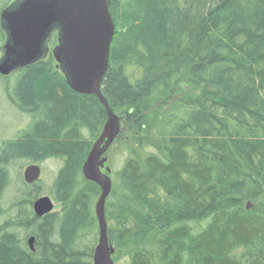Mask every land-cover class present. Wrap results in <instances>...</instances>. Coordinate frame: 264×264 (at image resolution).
<instances>
[{
	"label": "trees",
	"instance_id": "trees-1",
	"mask_svg": "<svg viewBox=\"0 0 264 264\" xmlns=\"http://www.w3.org/2000/svg\"><path fill=\"white\" fill-rule=\"evenodd\" d=\"M13 1L0 0L1 41ZM107 1L102 91L135 145L111 148L115 264H264V0ZM0 101L28 119L0 135V264H93L101 190L83 165L106 107L53 56L0 75ZM158 118L159 141L145 143ZM19 160L61 163L48 190L60 210L35 215L43 190L12 173Z\"/></svg>",
	"mask_w": 264,
	"mask_h": 264
},
{
	"label": "water",
	"instance_id": "water-1",
	"mask_svg": "<svg viewBox=\"0 0 264 264\" xmlns=\"http://www.w3.org/2000/svg\"><path fill=\"white\" fill-rule=\"evenodd\" d=\"M7 36L6 54L0 60V75L7 76L27 67L44 56V46L54 29L60 37L54 47V60L64 68L71 88L82 94L95 95L106 107L107 122L83 165V174L101 190L95 212L99 223V242L93 264H115V248L108 236L106 200L113 182L107 153L121 133V117L108 104L102 81L109 67L115 23L107 0H20L12 9L2 12ZM42 174L39 164H30L23 176L27 183H36ZM54 200L43 195L33 202L37 217L54 210ZM248 206L250 204L248 203ZM35 237L28 239L34 250Z\"/></svg>",
	"mask_w": 264,
	"mask_h": 264
},
{
	"label": "rangeland",
	"instance_id": "rangeland-1",
	"mask_svg": "<svg viewBox=\"0 0 264 264\" xmlns=\"http://www.w3.org/2000/svg\"><path fill=\"white\" fill-rule=\"evenodd\" d=\"M7 0H2V2H6ZM20 0H14L8 8H13ZM60 34L58 29H54L51 33V35L49 36L48 40L45 43V47H44V57L43 58H47L49 56H53L52 55V51L54 49V47L58 44V40H59ZM6 44H7V37L5 38L4 41L0 40V60H2L6 54ZM55 61V60H54ZM55 64L57 65L59 71H61L62 73H64V75H66L64 68L61 64H58L55 61ZM1 101H0V135L3 138H9V137H13L16 136V133H20L21 130H23L24 128H26L28 119L25 115L19 113V111H14L13 109H11L10 107L5 108V105L2 104L1 105ZM162 107H159V109L161 110L160 112L163 113L164 110H166L168 108V106H164L162 109ZM6 109L8 110V113L5 114ZM163 126L162 121L158 118L157 121L154 122V130L151 132V136L144 138V142L146 143H150L153 144L154 142L157 143V141H159L157 135L159 134V132L161 131V126ZM121 133L118 137V139H120V142L117 146H123L125 144H127L126 146H135L134 145V141H132V131L130 130V127L128 124H126L125 119L123 117H121ZM115 146V145H114ZM114 146H112L111 148H113ZM108 151L107 156L109 158V161H107L105 168L103 169L105 171L107 166L111 167V164L109 163L112 159V156L116 155L115 154V150L112 149ZM117 157V156H116ZM115 157V158H116ZM118 158L115 159V161H117ZM22 165L23 168L20 166ZM29 165V163L27 161H22L19 160L17 162L14 163L13 167L11 168L12 173L15 174L16 171L22 170L24 171V169ZM41 169H42V174L40 177V185L42 188V192L40 193V196L43 195H48L52 198V196L48 193L49 191V187L51 186L53 179L57 173V171L59 170L61 163L59 161L56 160H48L47 162H45L44 164L40 165ZM37 181V182H38ZM53 199V198H52ZM54 200V199H53ZM55 203L54 206V210L53 212H56L58 210H60L61 205ZM252 205H250L251 207Z\"/></svg>",
	"mask_w": 264,
	"mask_h": 264
},
{
	"label": "flooded vegetation",
	"instance_id": "flooded-vegetation-1",
	"mask_svg": "<svg viewBox=\"0 0 264 264\" xmlns=\"http://www.w3.org/2000/svg\"><path fill=\"white\" fill-rule=\"evenodd\" d=\"M2 150V138H0V151Z\"/></svg>",
	"mask_w": 264,
	"mask_h": 264
}]
</instances>
